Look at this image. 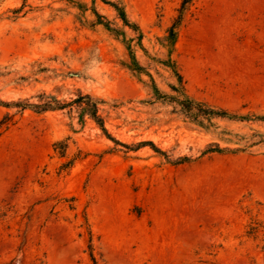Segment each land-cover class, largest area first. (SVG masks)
<instances>
[{"label":"rangeland","instance_id":"obj_1","mask_svg":"<svg viewBox=\"0 0 264 264\" xmlns=\"http://www.w3.org/2000/svg\"><path fill=\"white\" fill-rule=\"evenodd\" d=\"M180 4L0 0V264H264V143L208 150L264 134V0H196L171 45ZM169 63L188 97L251 119L195 123ZM43 93L90 94L107 132L1 102Z\"/></svg>","mask_w":264,"mask_h":264},{"label":"trees","instance_id":"obj_2","mask_svg":"<svg viewBox=\"0 0 264 264\" xmlns=\"http://www.w3.org/2000/svg\"><path fill=\"white\" fill-rule=\"evenodd\" d=\"M195 1L196 0H181L180 7L178 9L179 14L175 18V21L173 22V24L171 25V27L169 29L168 39H169V42L171 43V45H175L176 40H177V28L180 26L185 12L190 9V7L193 5V3ZM112 4L117 9L118 14H119L120 18L122 19L124 25L132 27V23L127 18V15H126L124 9H122L117 4H114V3H112ZM96 14H97L99 20H101L100 22L103 23L109 30L113 31L117 35H119V33H121L119 29L111 27L109 22L102 21V16L99 13L96 12ZM131 59L132 60L130 63H125L129 69H131L134 72H142L143 70H145L144 67L142 65H140L139 61L137 60L136 56L133 53H131ZM169 66H171L174 69L175 74L177 75L179 82H180V87L175 88L177 95L171 96V98H173L174 101H176L179 105H181L182 110L185 111L188 114V116L198 125H200L202 127H208V126L215 125V123L212 120L216 117L229 118V119H240V120L251 119V117L249 115L233 114V113H230V111L228 109L212 106L206 102L195 101L194 99H191L185 93V86L183 84V77L180 74V72L178 71L175 63L173 65L171 63H169ZM155 90H156L157 94H161V93H159V90L157 89V87H155ZM181 97H184V98H181ZM1 102H2V104H5L7 106L15 105V106L21 107L22 109L29 107V108L34 109L36 112L65 109L67 107L77 106L78 108L81 109L82 113L88 114L93 120H95L101 126V128L105 132H107L106 128L104 126V119L99 114V101L93 99V97L90 94H85V95L81 94V95H78V97H76L70 101H61L59 99L46 96L45 93H43L40 96L39 102H37V103H30L29 101H16V102H12V103L3 102V101H1ZM257 119L264 121V116L258 117ZM10 120H11V117L6 116L2 121H0V126L6 125V127H7ZM206 122L208 125H205ZM1 133H2V131L0 130V135H1ZM224 133L230 135V137H227V140L229 142H234L236 144H239V146L235 147V148H229V147L223 148V147H220L218 144H216V147H211L210 149H208L209 151H211V152H214V151L226 152L227 151V152L236 153L239 151H245L254 145L264 143V134L260 135L258 133H253L251 135H241L238 133H232L230 131H224ZM257 137H258V139H256ZM150 144H152V143H150ZM152 146H153V148H155V150L161 152V150L159 148H157L155 145L152 144ZM55 147L59 150V152L62 155H65L67 146L62 141L56 142ZM182 160L187 161V160H189V157H184ZM92 260H93L94 264H98L97 260L93 254H92Z\"/></svg>","mask_w":264,"mask_h":264}]
</instances>
